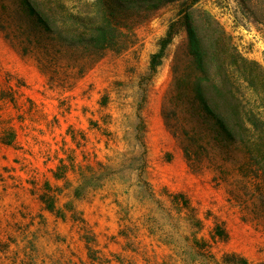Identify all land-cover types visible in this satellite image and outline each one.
<instances>
[{
  "label": "rangeland",
  "instance_id": "374dc122",
  "mask_svg": "<svg viewBox=\"0 0 264 264\" xmlns=\"http://www.w3.org/2000/svg\"><path fill=\"white\" fill-rule=\"evenodd\" d=\"M84 1L94 0L68 6ZM183 1L160 6L128 47L82 74L46 48L23 54L0 30V264H225L230 253L264 262L255 165L213 152L193 173L165 124V96L187 88L193 70ZM248 3L200 0L189 11L208 51L228 40L264 68V25L252 19L261 12ZM12 7L0 0L7 15ZM173 21L176 34L151 73Z\"/></svg>",
  "mask_w": 264,
  "mask_h": 264
},
{
  "label": "trees",
  "instance_id": "16d2710c",
  "mask_svg": "<svg viewBox=\"0 0 264 264\" xmlns=\"http://www.w3.org/2000/svg\"><path fill=\"white\" fill-rule=\"evenodd\" d=\"M168 1L171 0H94L70 8V0H8L13 7L8 15L0 8V30L15 41L23 54L46 48L71 62L72 68L82 74L107 51L120 52L128 47L135 27ZM198 1L184 0L178 13L187 34L193 70L184 79L187 88L165 96V124L179 138L193 173L202 170L204 160L213 152L222 158L234 151L243 157V168L255 165L253 170L264 183V68L237 54L228 40L218 44L217 54L208 51L189 11ZM246 1L252 2L238 0L248 9ZM256 2L261 15L253 13L252 19L264 25V0ZM175 34L173 21L159 40L158 50L150 56L151 73L156 71ZM41 201L47 210H56L48 193L41 195ZM215 234L223 240L227 238L219 226ZM222 262L253 264L235 253L223 255Z\"/></svg>",
  "mask_w": 264,
  "mask_h": 264
}]
</instances>
